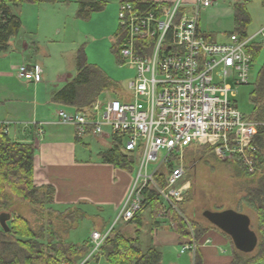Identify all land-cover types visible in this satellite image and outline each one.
Returning <instances> with one entry per match:
<instances>
[{"label": "built area", "instance_id": "2783aa9c", "mask_svg": "<svg viewBox=\"0 0 264 264\" xmlns=\"http://www.w3.org/2000/svg\"><path fill=\"white\" fill-rule=\"evenodd\" d=\"M149 3L144 8L132 1L119 5V59L134 71L125 90L115 98L98 97L84 111L59 109L55 118L57 124L73 127L77 137L108 134L120 140L124 153L137 155L138 172L121 213L124 222L140 209L147 184L177 211L189 189L183 154L192 146L209 147L218 160L237 161L249 173L255 171L254 138L260 124L239 111L235 96L238 87L249 83L252 61L247 49L264 38V28L250 37L231 34L224 43L211 42L198 31V17L212 0ZM16 73L20 79L39 82L36 66H19ZM0 130L7 134V125L0 124ZM162 151L165 156L149 173V164ZM161 169L166 170L163 186L156 180ZM110 231L91 234L81 264L100 253ZM196 248L193 240L179 253L194 254Z\"/></svg>", "mask_w": 264, "mask_h": 264}, {"label": "crops", "instance_id": "0c3cea01", "mask_svg": "<svg viewBox=\"0 0 264 264\" xmlns=\"http://www.w3.org/2000/svg\"><path fill=\"white\" fill-rule=\"evenodd\" d=\"M138 1L167 3L174 0ZM212 1V10L207 8L201 11L198 17V31L208 41L215 42L209 37L206 25L223 18H233V6L236 2L245 5L251 22L257 21L255 31L247 37L264 28V0H256L259 8L255 15L251 11V1L248 0ZM118 3L120 5L121 0H118ZM23 6H11L12 13L19 17L20 21L25 11L21 8ZM23 24L21 21L18 35L10 41L8 50L0 53V56L8 58L9 54L14 53L20 62L18 66L16 63H10L14 71L22 65L36 66L40 70V78L39 82L20 79L17 73H12L6 66H0V124L7 125V134L12 141L34 146L33 183L36 187L50 186L54 191L52 201L46 208L56 213L72 214V220L67 221V224L57 225L56 228L70 230L64 234L66 243H88V246H91L90 237L93 232L106 233L109 230L133 236L135 228L131 229L127 226L129 223L121 219V213L134 185L133 171L102 160L101 154L112 148L113 140L108 134L101 138L92 137L90 134L77 137L73 127L55 122L57 110L73 109L53 104L50 95L74 78L75 63L72 67L67 66L62 58L55 61L49 57L40 58L37 42L31 38V31L29 35L25 30L20 33ZM259 39H256L253 46H261ZM88 140L95 144V148L91 147ZM151 225L150 248L161 253L162 264L164 255L168 256V264H230L232 261L231 239L212 225L205 227L206 232L197 241L193 237L180 236L173 223L164 217V212L155 219L151 216ZM166 225L168 229H162ZM77 230L87 232L78 237ZM140 238L141 232L139 242ZM193 240L197 245L196 253L188 251L180 254V247L189 245ZM166 250L168 252H165ZM170 257H175V260L171 261ZM91 263L105 264L102 258L97 262L91 260Z\"/></svg>", "mask_w": 264, "mask_h": 264}, {"label": "trees", "instance_id": "16d2710c", "mask_svg": "<svg viewBox=\"0 0 264 264\" xmlns=\"http://www.w3.org/2000/svg\"><path fill=\"white\" fill-rule=\"evenodd\" d=\"M57 0H0V53L6 52L10 41L16 37L21 28L19 17L11 11V6L53 4ZM78 6L76 16L86 19L91 13L101 11L104 4L96 0H75ZM132 1V0H121ZM133 3L144 6L149 2L138 0ZM234 32L242 38H246L245 32L249 22V14L244 4L236 2L233 6ZM228 35V36H229ZM115 52L119 59V50L122 36L119 31L115 34ZM261 46L256 45L247 49L252 63L256 60ZM75 76L58 90L50 95L53 104L73 109L76 112L84 111L105 92H116L119 85L112 81L101 69L90 65L86 61L83 50H77L74 58ZM119 63L120 59H119ZM250 102L253 104V113L249 116L251 121L259 123L257 134L254 138L256 154L252 157L255 171L249 173L237 161H221L212 153L209 147L192 146L201 154H208L216 161L233 166L238 176L246 178L249 186L243 196L244 204L254 211L256 216L258 242L255 250L250 254L237 251L233 244L232 261L230 264H260L264 263V63L261 66L250 94ZM120 140L114 138L112 148L101 154L105 163L124 168L130 172L134 170L135 160L132 155L122 151ZM188 148V149H190ZM186 149V150H188ZM35 148L32 144H21L12 141L8 134L0 130V215L8 214V232L0 230V264H78L89 253L88 243L74 245L66 243L64 234L55 231L57 225L67 224L72 220V214L56 213L46 208L52 201L54 191L50 186L36 187L33 183V162ZM186 170V167H185ZM165 169H161L156 175V180L163 186ZM189 191L185 193L187 197ZM28 204L34 215L35 225L23 216L10 213L6 210L9 199ZM142 203L140 209L128 222L135 226L133 236L111 230L100 248V253L93 257L97 262L102 258L105 264H162V255L153 248L142 252L139 236L141 232V215L146 209L150 210L155 219L162 215L171 221L175 231L182 237H190L189 230L185 226L181 216L171 207H167L158 197L150 184H147L141 192ZM184 200V198H183ZM181 208V203L177 204ZM194 240H199L206 232L205 227L191 224ZM196 253V252H195ZM197 255L195 254V257ZM91 262V260H90ZM86 264H89L87 262Z\"/></svg>", "mask_w": 264, "mask_h": 264}, {"label": "rangeland", "instance_id": "374dc122", "mask_svg": "<svg viewBox=\"0 0 264 264\" xmlns=\"http://www.w3.org/2000/svg\"><path fill=\"white\" fill-rule=\"evenodd\" d=\"M248 1H251V11L255 15L259 6L255 3L256 0ZM101 2L104 4L102 10L91 13L86 19L76 16L78 6L75 0H57L53 4L27 5L29 7L20 5L25 10L21 18L24 24L20 33H24L23 30H25L29 35V31H31V38L36 39L40 58L42 56L49 57L53 61L62 58L67 66L73 67L77 50H83L87 63L101 69L112 81L119 85V90L122 92L125 90L128 80L134 75V71L127 66H122L115 52L114 37L118 31L119 3L118 0H101ZM211 8L212 6L209 9ZM15 12L17 13L18 10ZM256 25L257 21L249 22L245 30L247 35L255 31ZM206 26L209 37L218 43L226 42L228 35L234 32L232 17L223 18ZM258 41L261 42V50L250 68L249 83L236 89L235 102L237 108L247 117L253 113V104L250 102L249 97L254 89L257 74L264 63V38H260ZM10 63H16V66L20 63L14 53L9 54L8 58L0 56V66H6L9 71L11 70L12 73L16 74V70H13ZM115 96L113 92H105L99 96V99L115 98ZM88 142L91 141L88 140ZM89 144L92 148H95L93 142ZM165 154L162 151L158 160L149 164V173L157 167ZM183 158L186 167L184 180L189 183V189L187 190L189 194L187 197L183 196L184 200L182 199L180 202L181 208L177 207L176 212L181 216L189 230V236L194 238L191 224L212 227L202 216V212L205 210L222 212L230 209L246 215L250 221V228L258 237L255 213L242 201L245 195L244 191L249 186L246 178L238 176L232 165L216 161L207 153L201 154L194 148L185 150ZM134 160L132 174L136 176L138 172L137 155H134ZM6 210L25 217L32 225H35L32 210L28 204L12 198L8 200ZM141 216L140 247L142 252H145L147 248L150 249L152 242L150 210H144ZM6 224H8L7 221ZM127 226L131 229L135 228L132 224ZM116 227L118 228L117 225ZM162 229H168V226L166 225ZM55 231L60 236L65 230ZM86 232L87 230H77V235L82 237ZM164 256V264H168V256ZM85 258L81 259L78 264H81ZM170 260L174 261L175 257H170ZM90 264L94 263L90 262Z\"/></svg>", "mask_w": 264, "mask_h": 264}, {"label": "water", "instance_id": "95a60500", "mask_svg": "<svg viewBox=\"0 0 264 264\" xmlns=\"http://www.w3.org/2000/svg\"><path fill=\"white\" fill-rule=\"evenodd\" d=\"M202 216L210 225L229 236L237 251L250 254L255 250L258 238L250 228V221L246 215L228 209L222 212L205 210ZM8 219V214L0 215V227L4 232H8L6 224Z\"/></svg>", "mask_w": 264, "mask_h": 264}]
</instances>
